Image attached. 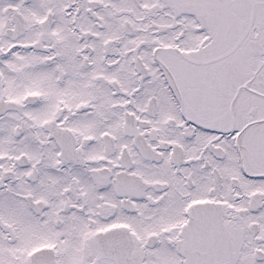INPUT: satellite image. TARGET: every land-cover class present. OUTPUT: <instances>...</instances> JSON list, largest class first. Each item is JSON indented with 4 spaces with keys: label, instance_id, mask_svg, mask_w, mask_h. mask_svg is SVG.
<instances>
[{
    "label": "snow or ice",
    "instance_id": "obj_1",
    "mask_svg": "<svg viewBox=\"0 0 264 264\" xmlns=\"http://www.w3.org/2000/svg\"><path fill=\"white\" fill-rule=\"evenodd\" d=\"M0 264H264V0H0Z\"/></svg>",
    "mask_w": 264,
    "mask_h": 264
}]
</instances>
